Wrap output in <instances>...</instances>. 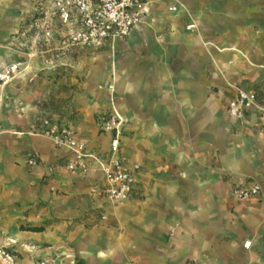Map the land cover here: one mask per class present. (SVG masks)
<instances>
[{
	"label": "crops",
	"instance_id": "crops-1",
	"mask_svg": "<svg viewBox=\"0 0 264 264\" xmlns=\"http://www.w3.org/2000/svg\"><path fill=\"white\" fill-rule=\"evenodd\" d=\"M143 1V22L114 46H71L55 32L36 51L31 19L7 30L3 63H28L0 89V245L19 264H264V115L240 121L227 108V83L264 105V0ZM43 70L70 74L69 104L48 106ZM113 108L125 118L119 155L140 165L119 203L97 167L68 171L71 152L38 133L52 117L108 157ZM254 181L258 196L232 193Z\"/></svg>",
	"mask_w": 264,
	"mask_h": 264
},
{
	"label": "built area",
	"instance_id": "built-area-1",
	"mask_svg": "<svg viewBox=\"0 0 264 264\" xmlns=\"http://www.w3.org/2000/svg\"><path fill=\"white\" fill-rule=\"evenodd\" d=\"M176 10V6L171 7ZM39 16L34 26L45 30L46 34L59 33L66 43L85 49H96L106 45L114 46L116 40L127 37L139 26L147 14L143 0H43ZM26 66L21 62H10L0 67V89ZM229 114L237 120H245L250 111L264 115V105L255 90L241 85H232L231 96L227 100ZM124 116L117 110L102 119V130L111 133L110 154L103 157L90 148L88 142L77 136L75 130L57 122L52 117L40 118L38 133L51 139L58 149H68L71 158L66 163L70 172L87 174L97 167L104 178L102 193L113 203L125 202L134 193L139 164L126 162L119 155L120 137ZM35 165L34 158L28 159ZM97 190V189H96ZM262 192L260 182L250 185L236 184L232 188L234 196L241 201L258 196ZM247 246L248 243L246 244ZM0 264H19L13 251L0 245ZM37 264H51L41 259Z\"/></svg>",
	"mask_w": 264,
	"mask_h": 264
},
{
	"label": "rangeland",
	"instance_id": "rangeland-1",
	"mask_svg": "<svg viewBox=\"0 0 264 264\" xmlns=\"http://www.w3.org/2000/svg\"><path fill=\"white\" fill-rule=\"evenodd\" d=\"M43 0H0V51L2 57L4 59L0 60V67L5 64L3 63L6 61L5 59L8 57L9 51V42H8V33L7 30L10 28L11 23L15 21V27L18 34L23 32L24 29V21L22 18H29L32 22V27L30 32L36 36V40L33 42L32 47L34 50H39L41 48L40 41L43 39V36L46 34L45 30L41 28H37L34 26L33 22L35 21L36 17L40 14L39 10L41 7V2ZM176 2H180L179 0H175ZM176 6L177 5H173ZM176 10L173 11H177ZM187 10V9H186ZM194 26V25H191ZM23 43V41H20ZM20 48H23V45H19ZM16 62V61H14ZM20 62V61H17ZM22 66H26L28 68V63ZM26 68V69H27ZM26 69H23L21 73L13 77L11 80L22 77L25 73ZM70 74L64 71L54 70H43L37 73L36 82H39L43 85V93L46 95L47 100L49 102L48 106L50 105L52 108L55 106L66 105L70 103V93L71 88L68 84L61 83L65 82V78L69 77ZM58 83V84H56ZM228 88L231 91L232 85H239L234 83H227ZM61 92L64 96L61 95ZM1 100L2 94L0 93V108H1ZM116 110L115 108L112 109ZM44 114L41 113V116ZM38 116V117H41ZM100 219H104L103 215H100Z\"/></svg>",
	"mask_w": 264,
	"mask_h": 264
}]
</instances>
